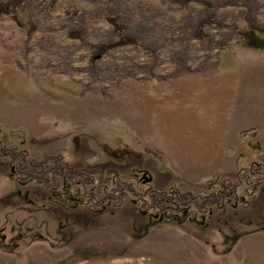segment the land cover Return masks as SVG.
Wrapping results in <instances>:
<instances>
[{
	"label": "rangeland",
	"instance_id": "obj_1",
	"mask_svg": "<svg viewBox=\"0 0 264 264\" xmlns=\"http://www.w3.org/2000/svg\"><path fill=\"white\" fill-rule=\"evenodd\" d=\"M210 1L220 5L219 24L202 39L192 29L205 14L197 3L23 0L15 18L0 16L7 146L37 161L61 156L107 192L121 181L140 194L175 187L206 195L218 189L207 184L214 176L234 182L263 164L264 0ZM249 9L260 29L248 28ZM110 13L156 51L110 50L93 68L91 47L116 41ZM80 28L82 39L67 36ZM209 81L237 94L230 112L201 114L190 101ZM16 171L0 156V264H264V209L246 202L244 183L235 200L210 208L203 226L178 225L142 209L133 193L94 205L80 186L19 185ZM85 205L88 232L75 228L72 215ZM97 224L110 227L97 231Z\"/></svg>",
	"mask_w": 264,
	"mask_h": 264
},
{
	"label": "trees",
	"instance_id": "obj_2",
	"mask_svg": "<svg viewBox=\"0 0 264 264\" xmlns=\"http://www.w3.org/2000/svg\"><path fill=\"white\" fill-rule=\"evenodd\" d=\"M171 4H178L182 7L190 3H197L205 9L203 17L199 18L193 25V36L195 39H202L207 27L217 25L216 9L220 6L210 0H169ZM23 0H8L0 3V16L15 18L17 9ZM255 10L249 9L245 14L248 28L252 30L260 29L255 17ZM111 14V13H110ZM106 21L112 26L116 41H111L106 45L91 47L90 65L94 68L95 63L103 58L110 50L126 46H143L145 49L156 51L157 44L143 43L142 32L133 31L125 23H120L118 16L107 15ZM31 34V33H30ZM70 39H82L83 30H66ZM7 136L0 129V156L9 158L15 165L16 178L19 185L29 183L42 184L45 188L57 190L69 185L83 190L84 197L92 204L102 205L105 202L114 201L120 203L127 193H133L141 208L162 213L169 222L182 225L193 222L199 226L204 225L206 213L212 207L224 208L225 204L237 197L238 188L244 183L247 186V194H253L261 181L264 179V163L254 165L249 169L240 171L234 182L227 180L219 181L217 176L211 178L207 184L210 187H217V191L206 195H196L190 191L182 192L175 187L169 190H157L150 188L143 194L136 193L131 184L116 181L115 190L107 192L105 187L97 185L93 176L85 174L70 167L62 160L61 156H45L44 159L37 161L28 157L25 151L15 147L7 146ZM79 200L77 204H81ZM192 218L193 220H191Z\"/></svg>",
	"mask_w": 264,
	"mask_h": 264
},
{
	"label": "bare ground",
	"instance_id": "obj_3",
	"mask_svg": "<svg viewBox=\"0 0 264 264\" xmlns=\"http://www.w3.org/2000/svg\"><path fill=\"white\" fill-rule=\"evenodd\" d=\"M226 89L227 88L225 86H223V85L221 86L220 83H217L216 85H214L213 82H211V81H209V82H202V83H199L195 87V90H193V92H192V95L193 96H191L190 101L194 102L195 106H197L196 108L199 109V111H200L201 114L205 113L204 111H208V112H206V114L209 113V112H212V113H209L208 115H211V116L214 117L215 115H218L217 114L218 112H220L222 114H223V112H227L228 113V112H230L229 108L234 107V102L236 101V95L237 94L233 90H231V92H228ZM182 98H183V101H186L185 100L186 96H183ZM174 102H175V105H178V107H180V102L178 103L177 100H174ZM165 104H167V103H165ZM202 104H206V109H202V107L199 106V105H202ZM214 109H215V113H214ZM239 110L241 111V109H239ZM156 123H154V124L156 125Z\"/></svg>",
	"mask_w": 264,
	"mask_h": 264
},
{
	"label": "crops",
	"instance_id": "obj_4",
	"mask_svg": "<svg viewBox=\"0 0 264 264\" xmlns=\"http://www.w3.org/2000/svg\"><path fill=\"white\" fill-rule=\"evenodd\" d=\"M246 202H250V203L252 202V206L254 209H256V208H263L264 209V180L261 181L256 192L249 195ZM90 208H91L90 205H85L84 207L79 206V207L75 208L73 213H72L73 217L76 220V223L74 225L75 228L81 227L82 232H88V228L90 227V223H88L89 222L88 213L91 210ZM231 222L234 223L233 219H231ZM109 227L106 225L97 224L96 227H94V228L97 231H99V230L105 231V229L109 228ZM256 229L257 228H252L249 233L252 232V234H253L254 232H256ZM91 230H92V228H91ZM255 238H257V237H255V234H254L252 236V238L251 237L249 238V240L251 241V239H255Z\"/></svg>",
	"mask_w": 264,
	"mask_h": 264
}]
</instances>
